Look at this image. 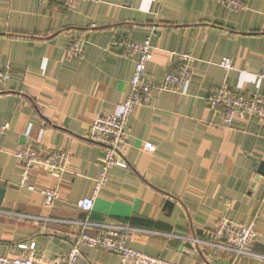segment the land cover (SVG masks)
<instances>
[{
	"label": "crops",
	"instance_id": "crops-1",
	"mask_svg": "<svg viewBox=\"0 0 264 264\" xmlns=\"http://www.w3.org/2000/svg\"><path fill=\"white\" fill-rule=\"evenodd\" d=\"M242 1L244 9L231 10L216 0H98L67 11L44 0H0V69L9 71L0 83V124L9 125L0 134V256L34 244L38 256L62 258L81 230L96 235L82 229L87 220L131 227L127 246L171 263L259 264L204 244L222 242L213 237L220 218L253 222V250L264 255V175L257 173L264 122L245 116L225 126L205 103L222 85L264 97V0ZM148 37L149 79L159 82L179 55H189L190 82L134 106L122 152L127 168L109 171L86 213L77 203L90 196L104 153L85 138L99 113L119 111L136 58L111 43ZM76 40L83 51L72 59L67 47ZM21 144L66 151L68 171L59 177L33 168L21 187L14 156ZM46 189L58 192L49 206L40 193ZM76 264L122 261L82 247Z\"/></svg>",
	"mask_w": 264,
	"mask_h": 264
},
{
	"label": "built area",
	"instance_id": "built-area-1",
	"mask_svg": "<svg viewBox=\"0 0 264 264\" xmlns=\"http://www.w3.org/2000/svg\"><path fill=\"white\" fill-rule=\"evenodd\" d=\"M59 5L61 9L71 11L84 1L98 2V0H44ZM221 5L231 9H244L242 0H216ZM157 26H151L150 32L156 31ZM81 41H73L68 44L67 53L72 59H79L83 51ZM112 48L120 49L127 57L136 56L133 61L132 77L129 83V91L120 102L117 113L101 112L92 121L86 135V140L101 148L104 153L101 169L94 179L93 188L89 197L77 203L78 208L89 213L93 209L94 201L100 191L108 183V173L114 167L127 168L123 157V149L127 145L126 127L128 118L134 106L147 104L154 91L180 92L184 91L190 82L191 71L188 63L192 60L189 55H179L180 62L174 66H168L167 72L159 82H154L148 77V65L151 61L153 46L150 38L141 43L129 40H116L111 43ZM223 69L230 70V60L223 59L220 63ZM260 78H264L262 75ZM9 79L8 67L0 69V83ZM205 103L212 111H219L223 124L228 126L235 118L255 116L264 122V97L257 94H236L228 90L224 85L210 90L205 97ZM8 123L0 124V134L8 129ZM146 150L152 149L149 144ZM17 166L21 171V187H26V180L33 168L45 169L57 176H62L68 171L69 155L66 151L49 147L47 149L33 148L21 144L15 150ZM29 189H31L29 187ZM32 190V189H31ZM49 204L58 198L57 189H46L40 192ZM2 211L0 210V213ZM85 227L95 229L96 235L91 236L81 230L77 240L71 249L62 258L48 259L38 256L34 244L20 245L24 253L13 257L0 256V264H76L82 247H96L120 256L122 264H175L146 253L134 250L127 246L126 237L133 232L131 227L125 225L92 223L85 220L80 223ZM256 232L254 223L246 225L236 224L225 218H220L215 223L213 237L222 240L221 243L204 242L222 251L229 252L236 258L255 260L264 264V255L253 250V242ZM199 242V241H196Z\"/></svg>",
	"mask_w": 264,
	"mask_h": 264
},
{
	"label": "water",
	"instance_id": "water-1",
	"mask_svg": "<svg viewBox=\"0 0 264 264\" xmlns=\"http://www.w3.org/2000/svg\"><path fill=\"white\" fill-rule=\"evenodd\" d=\"M259 175H264V163H261L260 164V169L258 170L257 172ZM4 193H5V190L4 188L0 187V205L2 203V199L4 197ZM188 248H191V244L190 243H187L186 245H184Z\"/></svg>",
	"mask_w": 264,
	"mask_h": 264
}]
</instances>
